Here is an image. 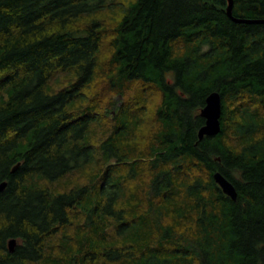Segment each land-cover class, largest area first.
I'll return each instance as SVG.
<instances>
[{
	"label": "trees",
	"instance_id": "16d2710c",
	"mask_svg": "<svg viewBox=\"0 0 264 264\" xmlns=\"http://www.w3.org/2000/svg\"><path fill=\"white\" fill-rule=\"evenodd\" d=\"M226 7L0 0V264H264V22Z\"/></svg>",
	"mask_w": 264,
	"mask_h": 264
},
{
	"label": "water",
	"instance_id": "95a60500",
	"mask_svg": "<svg viewBox=\"0 0 264 264\" xmlns=\"http://www.w3.org/2000/svg\"><path fill=\"white\" fill-rule=\"evenodd\" d=\"M227 14L236 22H264V20H245L239 19L233 15L234 0H227ZM222 96L219 91H212L206 98V104L201 110V116L205 118V124L199 129V140H203L206 136L211 137L217 135L221 131V116H222ZM215 181L223 189L224 193L231 197L233 200L237 199L238 192L235 185L221 172L214 173ZM8 182H0V193L7 187ZM17 244L16 239L9 241V250L13 252Z\"/></svg>",
	"mask_w": 264,
	"mask_h": 264
},
{
	"label": "rangeland",
	"instance_id": "374dc122",
	"mask_svg": "<svg viewBox=\"0 0 264 264\" xmlns=\"http://www.w3.org/2000/svg\"><path fill=\"white\" fill-rule=\"evenodd\" d=\"M148 95H149V102H148V106H147V111L144 114L145 132H148V130H150L151 128L154 129L155 126H157V122H156L155 116H153V114H154L155 107L158 105V102H159V94L158 93L150 92Z\"/></svg>",
	"mask_w": 264,
	"mask_h": 264
},
{
	"label": "flooded vegetation",
	"instance_id": "af4514ba",
	"mask_svg": "<svg viewBox=\"0 0 264 264\" xmlns=\"http://www.w3.org/2000/svg\"><path fill=\"white\" fill-rule=\"evenodd\" d=\"M227 1V0H226ZM227 4H228V1H227ZM227 8V7H226ZM227 12V11H226Z\"/></svg>",
	"mask_w": 264,
	"mask_h": 264
}]
</instances>
